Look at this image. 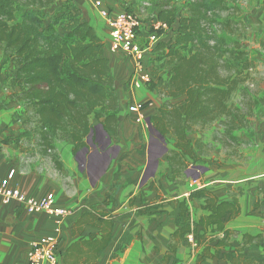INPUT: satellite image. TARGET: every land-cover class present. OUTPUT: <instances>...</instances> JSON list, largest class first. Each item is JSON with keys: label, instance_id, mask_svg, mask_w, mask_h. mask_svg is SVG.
I'll list each match as a JSON object with an SVG mask.
<instances>
[{"label": "trees", "instance_id": "obj_1", "mask_svg": "<svg viewBox=\"0 0 264 264\" xmlns=\"http://www.w3.org/2000/svg\"><path fill=\"white\" fill-rule=\"evenodd\" d=\"M55 1L0 0L2 66L12 64L14 68L13 75L6 78V103L15 102L32 111L38 125L37 144L52 159L57 141L71 142L73 154L86 146L93 128L91 115L104 129L114 128L115 113L104 110H114L117 105L102 39L94 26L82 20L72 0L50 14L48 8ZM150 1L157 6V21L167 27L178 21L174 41L168 45L157 41L153 48V59L155 53L166 58L171 75L165 100L151 118L154 130L171 145L167 163L175 181L199 161L222 166L210 157L200 159L197 151L201 141L192 140V134L217 123L212 139L237 148L238 132L249 129L250 119L264 105V95L250 92L246 85L255 62L242 43L246 23L237 0ZM152 33L160 36L159 30ZM55 166L59 168L56 161ZM244 193V188L236 185L227 190L228 199L220 200L201 187L176 200L177 227L159 264H180L176 251L181 242H187L188 234L196 240L195 264L207 258H216L217 264H264V228L252 234L226 226L240 215L239 197ZM199 197L203 198V213L194 219L188 202ZM250 213H260L264 219V193L257 197ZM86 222L98 225L101 236L74 242L67 250L65 264H94L98 252L108 245L111 213L83 212L76 224ZM252 246L259 249L258 255L249 251Z\"/></svg>", "mask_w": 264, "mask_h": 264}, {"label": "crops", "instance_id": "obj_2", "mask_svg": "<svg viewBox=\"0 0 264 264\" xmlns=\"http://www.w3.org/2000/svg\"><path fill=\"white\" fill-rule=\"evenodd\" d=\"M65 1L56 0L48 12L55 14ZM72 2L79 7L82 20L94 26L103 41V52L109 62L117 98L116 108L104 110V113H115V127L104 129L100 121L91 115L93 137L80 149L82 156L79 158L73 154L71 142L57 141L52 159L37 144L38 125L32 111L15 102L6 103V78L13 75L14 68L12 64L2 66L5 53L0 47V180L26 195L39 196L51 191L56 204L70 210L59 222V231L55 232L57 219L53 215L32 212L16 201L5 203L0 198V264H29L27 252L32 243L41 236L54 234L58 237L59 264H65L67 250L74 242L93 235L101 236L98 225L87 222L76 224L83 212L92 210L109 211L113 223L111 239L98 252L94 264H159L168 250L170 234L177 227L179 208L176 200L201 187L208 188L221 200L228 199V189L241 185L245 190L239 197L241 213L227 222V228L252 234L264 228L260 213H250L257 197L264 193L260 192L264 191V110L249 122L250 136L244 133L246 130L238 132L252 147L244 164L203 166V170L199 168L203 172L199 179L182 175L172 180V168L167 163L168 150L159 151L158 146L165 141L157 135V139L154 138L148 124V119L151 122L165 100L164 91L171 75V65L166 58L158 57L161 54L155 53L151 83L137 87L129 80L135 65L133 57L122 50L110 48L109 26L100 15L101 9L111 13H134L141 19L137 41L147 45L153 25L157 22L156 4L150 0ZM260 11L261 15L264 10ZM177 28L178 21L175 20L161 29L158 42L172 43ZM259 34L264 47V28ZM133 104H141L142 109L130 112L129 106ZM138 115L141 116L139 120ZM98 126L102 133L98 132ZM150 156L159 160L162 168L147 174L149 180L143 181ZM55 161L59 168H56ZM154 195H158L156 200L160 198L156 208L153 207L156 203ZM188 207L190 215L194 219L199 218L203 213V198L192 199ZM254 248L250 247L249 251L256 254ZM189 256L188 243L181 242L176 259L184 262ZM217 263L216 258H207L202 264ZM79 264H83L82 261Z\"/></svg>", "mask_w": 264, "mask_h": 264}, {"label": "built area", "instance_id": "obj_3", "mask_svg": "<svg viewBox=\"0 0 264 264\" xmlns=\"http://www.w3.org/2000/svg\"><path fill=\"white\" fill-rule=\"evenodd\" d=\"M99 6V2H96ZM100 15L109 26L110 48L112 50H122L130 54L134 61V69L130 79L137 87L148 85L152 81V67H154L153 48L158 41L159 35L152 33L149 35L148 44L142 45L137 41L138 31L141 27V21L137 15L129 11H119L111 13L100 10ZM167 25L157 21L153 28L155 31L166 28ZM142 109L141 104L129 106L130 112H138ZM141 118L137 116V120ZM12 173L14 170L11 171ZM196 181V179H194ZM186 196L188 194H185ZM0 198L3 202L16 201L32 212H45L56 217L57 226L55 232L59 231V222L70 213L66 207L58 206L55 202V195L48 191L39 196L26 195L18 188L11 187L6 181L0 180ZM187 243L190 250V256L180 264H189L195 254L196 240L192 234L187 235ZM58 237L54 235L41 236L34 241L27 252V261L29 264H59L57 255Z\"/></svg>", "mask_w": 264, "mask_h": 264}, {"label": "rangeland", "instance_id": "obj_4", "mask_svg": "<svg viewBox=\"0 0 264 264\" xmlns=\"http://www.w3.org/2000/svg\"><path fill=\"white\" fill-rule=\"evenodd\" d=\"M237 5L239 6V13L241 16H244V21L246 23V29L243 37V43L248 51L249 56L254 60V67L250 70V78L246 82V85L248 86L250 92L255 93L256 95H264V47L261 44L260 41V29L264 28V11H262V14L260 15L261 10H264V0L261 2V0H237ZM140 19V18H139ZM251 19H254L255 21L252 22ZM141 21V19H140ZM160 32L162 30H159ZM1 47V46H0ZM2 48V47H1ZM237 98L236 96L234 97ZM264 110V105L259 107L255 113V115L252 117H256V115ZM33 117V116H31ZM250 119V121L252 120ZM218 128V124L214 123L211 125H207L200 129L197 133H194L191 135V139L195 140L198 138L200 142V146L198 149V153L200 155V159L205 160L207 158H213L217 160L221 165H228L230 166L234 164L236 165H242L245 162V159H247L248 151L252 148L248 141L242 136V133L237 134L240 140V145L237 148H232L231 146H223L220 141L213 140L212 135L215 131V129ZM97 130L99 133H102L101 128L98 126ZM240 132H244V130H241ZM244 133L246 135L249 134V136L252 134L249 130H246ZM154 138L157 139L156 134L154 133ZM93 134L91 136L92 141ZM153 138V139H154ZM242 139V140H241ZM245 140V141H243ZM165 142H162L163 144H158L157 140L154 139V142L158 144L159 151H167L171 145L168 143V141L164 138ZM168 149H167V148ZM77 156L80 158L83 154V152L79 149L77 151ZM168 154V151H167ZM191 162V160H189ZM223 163V164H222ZM203 165L201 161L195 164L189 165L185 170L183 175H189L190 177H199L202 175V171L199 168H195V165ZM159 160H153L151 159L148 162V167L146 174L142 176V180H149V176L147 174L153 173L154 171L160 169ZM204 166L208 167L206 164ZM162 176L164 173H160ZM192 181H194L192 179ZM198 182V181H197ZM197 182H194L197 183ZM158 195H154L153 201L155 203L154 208H156V204L159 199H155ZM187 197V196H185ZM160 204V203H159ZM158 204V205H159ZM263 229V228H262ZM241 238V235L238 236V239ZM253 251L256 254H259V250L254 248ZM194 262V259L190 262L192 264Z\"/></svg>", "mask_w": 264, "mask_h": 264}, {"label": "water", "instance_id": "obj_5", "mask_svg": "<svg viewBox=\"0 0 264 264\" xmlns=\"http://www.w3.org/2000/svg\"><path fill=\"white\" fill-rule=\"evenodd\" d=\"M148 124H149V127H150V131H153L160 139L164 140V137L161 136L156 130H154L153 127H151L152 125H151V122H150L149 119H148ZM92 134H93V128L91 129V131H90V133H89V135L87 137V142L88 143H90V141H91ZM195 167L200 168L202 170L204 169L203 166H201V165H195Z\"/></svg>", "mask_w": 264, "mask_h": 264}]
</instances>
